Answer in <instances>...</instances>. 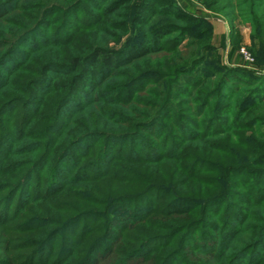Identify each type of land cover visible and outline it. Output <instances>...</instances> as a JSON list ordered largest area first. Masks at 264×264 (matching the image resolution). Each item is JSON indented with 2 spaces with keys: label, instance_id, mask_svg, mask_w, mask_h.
<instances>
[{
  "label": "trees",
  "instance_id": "16d2710c",
  "mask_svg": "<svg viewBox=\"0 0 264 264\" xmlns=\"http://www.w3.org/2000/svg\"><path fill=\"white\" fill-rule=\"evenodd\" d=\"M156 3L0 0V264H264V75Z\"/></svg>",
  "mask_w": 264,
  "mask_h": 264
},
{
  "label": "rangeland",
  "instance_id": "374dc122",
  "mask_svg": "<svg viewBox=\"0 0 264 264\" xmlns=\"http://www.w3.org/2000/svg\"><path fill=\"white\" fill-rule=\"evenodd\" d=\"M26 1L35 2V0ZM156 1L157 3L155 5H157L158 7L165 6V4L173 5L188 16L197 19L198 22H202L203 25L199 27L197 33H200L203 30H207L208 41L210 40V43L213 45V48L207 52L209 66H216L217 63L229 68L241 66V68H244L242 70H246L256 77L264 75V62L258 61V53H260V42L256 36L254 37V39L252 38L254 36L252 27L250 23H246L243 19H241V12L238 10V7L234 6L236 5L235 0ZM243 8L250 9V6L245 5V7ZM258 10L259 13H257L262 18L263 15L260 13V9ZM261 10L263 11V9ZM172 21H174V19H171V17L169 16H157L152 21V23H157L160 26L162 24H165L167 22L169 23ZM187 22L190 26H193L196 24L197 21H195L194 23H191L190 21ZM147 28L148 26L142 27V29ZM0 29L4 28L0 27ZM191 36H189L188 40L191 38ZM125 39L126 37L122 38L121 42H123ZM184 46L185 45H182V48ZM109 47L116 48V45L111 42L109 43ZM235 98H239V95ZM25 157L26 156H21V158L23 159ZM245 238L246 235H243L241 237V239L243 240ZM239 247V244H234L230 252ZM115 257V254H110L106 258L99 259L97 264H113ZM128 264L146 263L142 261H133Z\"/></svg>",
  "mask_w": 264,
  "mask_h": 264
},
{
  "label": "built area",
  "instance_id": "2783aa9c",
  "mask_svg": "<svg viewBox=\"0 0 264 264\" xmlns=\"http://www.w3.org/2000/svg\"><path fill=\"white\" fill-rule=\"evenodd\" d=\"M243 51V50H242Z\"/></svg>",
  "mask_w": 264,
  "mask_h": 264
}]
</instances>
